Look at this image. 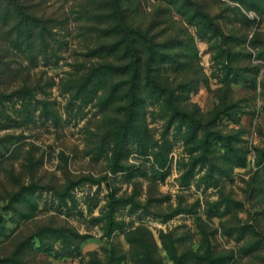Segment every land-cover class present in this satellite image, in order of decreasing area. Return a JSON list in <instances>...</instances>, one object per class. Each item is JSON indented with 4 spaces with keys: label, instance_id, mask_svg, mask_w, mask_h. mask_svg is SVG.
<instances>
[{
    "label": "rangeland",
    "instance_id": "obj_1",
    "mask_svg": "<svg viewBox=\"0 0 264 264\" xmlns=\"http://www.w3.org/2000/svg\"><path fill=\"white\" fill-rule=\"evenodd\" d=\"M198 1L219 28L188 6L131 1L166 51L153 75L202 126L145 95L140 141L119 159L123 101L96 76L75 87L103 39L95 1L27 0L50 19L47 52L0 13V259L264 264V0ZM28 77L32 93L11 95Z\"/></svg>",
    "mask_w": 264,
    "mask_h": 264
},
{
    "label": "trees",
    "instance_id": "obj_2",
    "mask_svg": "<svg viewBox=\"0 0 264 264\" xmlns=\"http://www.w3.org/2000/svg\"><path fill=\"white\" fill-rule=\"evenodd\" d=\"M89 2L91 12L97 16L89 17L97 23V28L103 32V39L96 44L95 49L99 50L96 53L98 58L95 66H90L87 74L78 76L76 83L80 94L86 91L87 82L93 77H97L102 81L104 86L101 95H106L109 98L123 101L122 111L117 118V143L120 150L115 155V159H119V154L126 148L129 141L133 139L140 141L139 120L141 119L142 107L146 101L145 95H154L158 98H163L172 114L180 118L191 120L195 128L202 126L200 120L195 114L188 109L180 107V104L174 100V89L162 84L153 75L151 66L156 60L165 61L166 51L163 52L158 48V43L155 40V34H151L154 24L148 23L145 29L142 23H136L130 19L128 15L129 7L132 6L129 0H94ZM134 1V0H133ZM169 3L183 7L188 6V9L193 10V16L197 13L209 23H213V28H219L218 23L214 21L210 14L205 11L204 6L198 0H166ZM253 6L259 7L262 0H248ZM195 4V7L193 6ZM193 6V7H192ZM2 16L14 21V26L18 32L26 35L27 47L33 53L34 43L40 40L41 46L44 47V52H47L49 43L48 33H51L49 26V18L31 8L27 4V0H0V13ZM184 13V11H182ZM186 12V11H185ZM35 38V39H34ZM35 40V41H34ZM169 48V46H166ZM166 55V56H165ZM165 56V57H164ZM30 77L23 80L11 95L19 93L20 95H28L32 93L36 87L29 84ZM105 80V81H104ZM78 83H80L78 85ZM149 91L146 93V90ZM5 92L0 90L1 95ZM199 126V127H198ZM133 137V138H132ZM209 136H203L198 141L207 142ZM203 145V144H202ZM145 146V144H144ZM146 147V146H145ZM24 249H17L10 256L0 259V264H31L25 257ZM145 263L154 264L155 260L152 254L146 251V257L143 259ZM213 262V261H212ZM110 264H118L116 260L110 259ZM211 264H214L211 263Z\"/></svg>",
    "mask_w": 264,
    "mask_h": 264
}]
</instances>
